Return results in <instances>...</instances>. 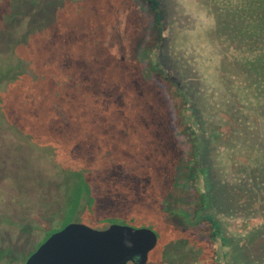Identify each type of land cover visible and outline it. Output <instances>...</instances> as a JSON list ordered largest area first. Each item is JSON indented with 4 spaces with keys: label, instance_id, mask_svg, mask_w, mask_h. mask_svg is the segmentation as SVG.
<instances>
[{
    "label": "rangeland",
    "instance_id": "374dc122",
    "mask_svg": "<svg viewBox=\"0 0 264 264\" xmlns=\"http://www.w3.org/2000/svg\"><path fill=\"white\" fill-rule=\"evenodd\" d=\"M110 3H113L110 8V13L114 14L113 26L107 30L99 27L94 32L103 34L105 40L109 38L110 44L106 46L109 50H126L129 43L132 48L140 49L139 61L155 62L160 73L185 95L187 128L198 141L195 156L189 161L185 151L168 146L159 138L142 142L138 149L148 154L140 157L135 155L137 151L132 145H127L128 141H122L132 138L124 137L119 138L123 144L113 150L110 148L114 159L98 157L103 146L97 144L95 132L94 135L82 132L72 144L69 137L58 142L45 136L52 131L41 130V139L48 140L47 148L57 153L52 152L48 157L32 142L20 138L17 132L0 127V160L24 161L28 170V173L0 174V264H24L47 231L63 227L68 217L66 181L69 184L70 180L64 177L61 166L67 161L79 166L86 164V160L89 161L87 165L98 169V174L90 176L94 202L91 207L82 202L71 216L72 223L100 231L107 229L108 220L153 228L160 237L149 264L175 263L173 257L181 235L178 229L184 227L178 218L163 215L152 201L162 202L166 196L158 174L174 173L180 167L175 176L182 188L176 189L174 194L184 195V200L191 203L193 192L190 189L193 187L207 199L205 213L213 215L216 221L213 238L217 245V263L243 264L235 253L233 229L222 220L224 209L220 196L224 192L221 184L225 173L234 159L246 157L256 161L260 158L264 102L254 96H244L245 92L252 93V64L261 53V49L245 50V47H255L250 45L257 41L252 39V30L248 32L251 17L243 15L238 4L227 8L222 0H111ZM139 12L145 13L144 18ZM134 17L139 19H136V31L119 23L126 22V18L132 25ZM141 27L144 29L140 32ZM102 51L95 57L98 58ZM90 67L93 73L97 72L95 67ZM82 75L87 76V72L82 71ZM88 81L97 84V79L94 81L90 77ZM13 96L17 98V93ZM9 104L14 106V98ZM228 121L236 137V143L231 140V148L225 143L232 131ZM73 148L77 152L70 157ZM181 156H185L182 165ZM197 171L206 172L207 177L196 176ZM22 177L31 184L22 188ZM212 187L219 198L215 197ZM193 219L190 223L197 224Z\"/></svg>",
    "mask_w": 264,
    "mask_h": 264
},
{
    "label": "trees",
    "instance_id": "16d2710c",
    "mask_svg": "<svg viewBox=\"0 0 264 264\" xmlns=\"http://www.w3.org/2000/svg\"><path fill=\"white\" fill-rule=\"evenodd\" d=\"M222 1L227 8L238 4L243 15L251 17L248 32L251 29L252 39L257 41L250 45L255 47H245V50L253 52L261 49V53L252 64V93L245 92L244 96H254L263 103L264 0ZM110 2L0 0V127L17 132L20 138L32 142L48 157L49 154L52 156V152L57 153L47 148L49 143L41 139V130L52 131L45 136L58 142L69 137L72 144L82 132L88 135L95 132L97 144L103 146V152L98 157L110 156L114 159L110 148L113 150V147L123 144L119 138L129 137L131 141H122H128L127 145H132L137 152L138 146L145 140L160 138L166 145L185 151L189 161L192 160L198 141L187 128L185 95L160 73L155 62L144 64L139 61L140 49L132 48L129 43L126 50H109L106 47L110 44L109 38L105 40L103 34L94 32L99 27L107 30L113 26L114 14L110 13L113 3L110 5ZM133 6L136 8L134 1ZM138 14L144 18L145 13ZM136 19L139 21L136 17L131 19L132 25L126 18V22L119 23L136 31ZM141 28L140 32L144 27ZM101 49L100 56L95 57ZM90 66L95 67L97 72L93 73ZM82 71H86L87 76H83ZM90 77L94 81L97 79V84L90 83ZM89 85L91 87L87 89ZM14 92L17 98L13 96ZM5 98L9 101L6 102ZM13 98L14 106L10 107L9 102ZM228 123L232 131L225 143L231 148V140L236 143V137L233 125L230 121ZM263 132L260 158L256 161L246 157L234 159L221 184L224 191L220 196L224 209L222 220L233 229L235 253L243 264H264ZM218 140L222 143L221 138ZM141 151L135 155L144 157L148 154ZM76 152L75 148L70 150V157ZM61 155L64 156V153ZM183 161L184 158L181 165ZM87 162L78 166L67 161L61 166L64 177L70 180L69 184L66 181L68 217L63 227L71 222V216L82 202H87L90 207L93 205L90 176L98 174V169L87 165ZM179 168L174 173L158 174L166 196L162 202L152 201L163 215L178 218L184 227L178 229L181 235L173 257L175 263L171 264H186L188 260H193L191 264H218L217 245L213 238L216 221L213 215L205 213L207 199L193 187L190 189L193 192L191 203L184 200V195L174 194L176 189L182 188L175 176ZM197 175L207 177L203 171H197ZM217 196L219 198L215 191ZM200 218L204 219L198 222ZM192 219L197 224H191ZM55 231H47L46 237Z\"/></svg>",
    "mask_w": 264,
    "mask_h": 264
},
{
    "label": "water",
    "instance_id": "95a60500",
    "mask_svg": "<svg viewBox=\"0 0 264 264\" xmlns=\"http://www.w3.org/2000/svg\"><path fill=\"white\" fill-rule=\"evenodd\" d=\"M109 238L107 232L95 234L89 227L71 222L53 233L25 264H104L110 259L115 264H125L129 260L145 264L155 245L156 235L152 232L153 239L143 250L129 244L126 255L120 259L116 258V253L111 257Z\"/></svg>",
    "mask_w": 264,
    "mask_h": 264
},
{
    "label": "flooded vegetation",
    "instance_id": "af4514ba",
    "mask_svg": "<svg viewBox=\"0 0 264 264\" xmlns=\"http://www.w3.org/2000/svg\"><path fill=\"white\" fill-rule=\"evenodd\" d=\"M8 164H10L8 166ZM27 166L24 161L19 160H0V174L3 172L18 174V173H28V170H26ZM26 170V171H25ZM30 183V180L24 179V177L20 180V186L22 188L26 187L27 184ZM34 186V185H33ZM32 186V190L34 191V187ZM22 193V192H21ZM0 215H2V211H0ZM71 223V222H69ZM68 223V224H69ZM66 226V225H65ZM64 226V227H65ZM61 229L55 231L58 232L62 230ZM54 232V233H55ZM103 232L109 233V249L110 252H112L111 257L116 253L118 257L116 258H122L127 253V248L129 244L133 246L136 249L143 250L148 247V245L152 241V232L156 235L155 245L154 247L149 251L148 253V259L145 264H149V260L151 258V255L156 250L157 246L159 245V234L156 230L153 228H147V227H135L129 222H109L107 229L100 231V230H93V233L95 234H101ZM47 232L45 233L44 238L37 244L36 248L28 255L26 261L29 259V257L34 254L37 249L53 234L46 237ZM25 261V263H26ZM115 261L110 259L104 264H115ZM24 263V264H25ZM125 264H136L133 260L127 261Z\"/></svg>",
    "mask_w": 264,
    "mask_h": 264
}]
</instances>
